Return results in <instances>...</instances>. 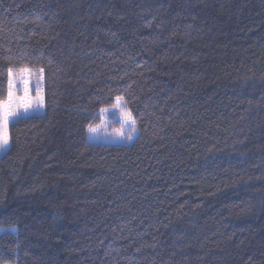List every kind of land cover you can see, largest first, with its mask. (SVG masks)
Wrapping results in <instances>:
<instances>
[{
	"label": "trees",
	"instance_id": "trees-1",
	"mask_svg": "<svg viewBox=\"0 0 264 264\" xmlns=\"http://www.w3.org/2000/svg\"><path fill=\"white\" fill-rule=\"evenodd\" d=\"M0 264H264V0H0ZM127 105L131 146L91 145Z\"/></svg>",
	"mask_w": 264,
	"mask_h": 264
},
{
	"label": "rangeland",
	"instance_id": "rangeland-1",
	"mask_svg": "<svg viewBox=\"0 0 264 264\" xmlns=\"http://www.w3.org/2000/svg\"><path fill=\"white\" fill-rule=\"evenodd\" d=\"M11 91L13 93L14 107H17V112L20 118H26L31 115H41L44 109L43 99V79L40 73L21 72L11 76ZM27 103L28 115L24 116L25 107ZM128 111L127 105L124 100L119 103L116 102L114 108L106 112H101L100 125L95 127V132L88 130V142L91 145H104V146H131L139 137V131L135 124V131L131 130L130 124H125L122 119V111ZM129 112V111H128ZM20 118L15 116L9 117L7 126V133L9 137V124H13ZM131 119H133L131 117ZM122 133V134H121ZM131 135L132 139L128 140L125 137ZM10 141L5 150L0 151V158L9 151ZM1 234V233H0Z\"/></svg>",
	"mask_w": 264,
	"mask_h": 264
},
{
	"label": "snow or ice",
	"instance_id": "snow-or-ice-1",
	"mask_svg": "<svg viewBox=\"0 0 264 264\" xmlns=\"http://www.w3.org/2000/svg\"><path fill=\"white\" fill-rule=\"evenodd\" d=\"M9 75L11 76V69H9ZM117 102L119 103L122 101L121 97H117ZM14 101H13V93L11 91V83L8 91V99L7 100H0V151L5 150L6 146L9 143V137L7 133V126L9 123V117L15 116L17 119L20 118V114L17 112V107H14ZM25 112L24 116L28 115L27 112V103L24 104ZM102 113L108 111L106 108H101L100 110ZM122 111V119L124 120L125 124L131 125V130L135 131V120L131 119V113L121 109ZM96 129L89 126V132H95ZM122 134V133H121ZM128 140L132 139V136L129 135L125 137Z\"/></svg>",
	"mask_w": 264,
	"mask_h": 264
},
{
	"label": "crops",
	"instance_id": "crops-1",
	"mask_svg": "<svg viewBox=\"0 0 264 264\" xmlns=\"http://www.w3.org/2000/svg\"><path fill=\"white\" fill-rule=\"evenodd\" d=\"M11 124H9V126H10Z\"/></svg>",
	"mask_w": 264,
	"mask_h": 264
}]
</instances>
